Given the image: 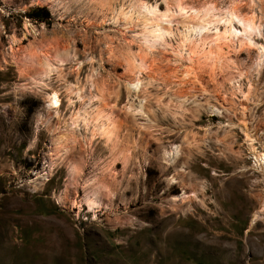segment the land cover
Here are the masks:
<instances>
[{
  "label": "rangeland",
  "instance_id": "obj_1",
  "mask_svg": "<svg viewBox=\"0 0 264 264\" xmlns=\"http://www.w3.org/2000/svg\"><path fill=\"white\" fill-rule=\"evenodd\" d=\"M0 264H264V0H0Z\"/></svg>",
  "mask_w": 264,
  "mask_h": 264
},
{
  "label": "bare ground",
  "instance_id": "obj_2",
  "mask_svg": "<svg viewBox=\"0 0 264 264\" xmlns=\"http://www.w3.org/2000/svg\"><path fill=\"white\" fill-rule=\"evenodd\" d=\"M141 11V10H140ZM146 12V11H145ZM204 12V11H203ZM137 13V12H136ZM144 13V12H143ZM233 13L234 12H230V13H228V17H231L232 15H233ZM154 14V13H153ZM138 15L140 16V12H138ZM143 17H145L146 18V20H151V18L154 16H151V14H148V13H144L143 15H142ZM234 16V15H233ZM234 18H236V16L234 17ZM238 18V17H237ZM236 18V19H237ZM241 20H243V19H241ZM247 20V19H246ZM245 20V21H246ZM249 20V19H248ZM159 21V20H158ZM240 21V20H239ZM244 21V20H243ZM143 22V21H142ZM152 24V25H151ZM149 26H150V30H149V32L148 33H145L144 34V32H143V34H144V36L143 37H153L154 39L155 38H160V37H162V36H160V35H162L161 34V30L163 29V28H161L160 27V25H158L157 23H155V24H153V22L151 23ZM143 25V24H142ZM144 26H145V22H144ZM143 26V27H144ZM201 26V25H200ZM242 26H243V29H244V35H246L247 36V31H250V30H253L254 28L252 27V23H251V21L250 22H248V21H246L245 23L244 22H242ZM147 27V26H146ZM197 27H199V26H197ZM144 29V28H143ZM167 29V28H166ZM168 30V29H167ZM166 30V31H167ZM144 31H145V29H144ZM164 32V31H163ZM160 33V34H159ZM248 37V36H247ZM144 38V39H145ZM143 39V41H145ZM152 39V38H151ZM150 39V40H151ZM246 39V38H245ZM161 40V39H160ZM146 42H147V40H146ZM150 42V41H149ZM153 42V41H152ZM154 43V42H153ZM149 44V43H148ZM152 44V43H151ZM147 45V44H146ZM196 51V50H195ZM62 54V53H61ZM61 54L60 53H56V58H59L60 56H61ZM44 66L45 67H48V65L46 64V63H44ZM47 72L49 71L48 69L46 70ZM134 85V84H133ZM132 85V86H133ZM48 102L50 103V104H53V103H55L56 102V95L55 94H53L49 99H48ZM101 118V115L100 116H98L97 117V119H100ZM96 119V120H97ZM105 123H106V125H109L110 124V122H109V117H106L105 118ZM105 125V126H106ZM108 127V126H107ZM111 133V132H110ZM102 134L103 135H105L106 137H108V129H105V128H103V130H102ZM112 134V133H111ZM111 136V135H110ZM85 204H86V206H87V208L88 209H91V208H93V207H95V205H96V203H95V200H94V198H89V199H87L86 200V202H85Z\"/></svg>",
  "mask_w": 264,
  "mask_h": 264
},
{
  "label": "trees",
  "instance_id": "obj_3",
  "mask_svg": "<svg viewBox=\"0 0 264 264\" xmlns=\"http://www.w3.org/2000/svg\"><path fill=\"white\" fill-rule=\"evenodd\" d=\"M34 15H35V17L40 18V19H45V18H47V12H46V10H44V9H40V8H37V9L34 11Z\"/></svg>",
  "mask_w": 264,
  "mask_h": 264
}]
</instances>
